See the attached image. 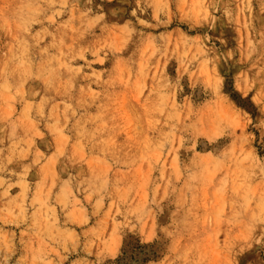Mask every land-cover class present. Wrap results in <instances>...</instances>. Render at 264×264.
<instances>
[{"label":"rangeland","instance_id":"obj_1","mask_svg":"<svg viewBox=\"0 0 264 264\" xmlns=\"http://www.w3.org/2000/svg\"><path fill=\"white\" fill-rule=\"evenodd\" d=\"M0 264H264V0H0Z\"/></svg>","mask_w":264,"mask_h":264}]
</instances>
